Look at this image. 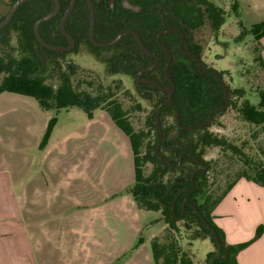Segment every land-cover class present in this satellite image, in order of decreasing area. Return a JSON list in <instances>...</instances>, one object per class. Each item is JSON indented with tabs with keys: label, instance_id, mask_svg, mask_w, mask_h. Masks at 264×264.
<instances>
[{
	"label": "trees",
	"instance_id": "16d2710c",
	"mask_svg": "<svg viewBox=\"0 0 264 264\" xmlns=\"http://www.w3.org/2000/svg\"><path fill=\"white\" fill-rule=\"evenodd\" d=\"M11 1L13 5L17 0ZM60 1L64 5L63 0ZM197 1L181 0L179 5H175L171 0L167 1L165 6L158 4L154 8L132 13L113 10L109 0H94L95 39L107 42L127 29L136 31L145 47L159 59L158 66L146 73L144 78L169 87L168 74L175 84L171 105H163L160 111L163 133L161 142L157 109L169 102L168 93L162 92L155 85L138 83L141 88L139 93L151 102L153 109L144 127L136 130L130 120V111L126 110L113 94L94 95L81 90L79 84L75 85L73 80L76 67L69 64L66 69H62L59 60L72 53V50L59 52L41 47L34 33V25L38 19L52 11V0L25 2L10 23L0 28V41L4 46L10 43L7 36L10 27H14L20 34L16 49L7 53L0 50V94L12 93L32 98L42 110L55 114L49 122L42 148L47 145L50 133L57 123L56 115L71 108L82 110L90 119L97 110L106 112L130 139L134 155L135 182L126 192L133 197L139 210L160 213L166 224L162 234L155 236L149 245L153 264H195L190 250L182 245L183 238L190 244L199 239H209L212 242L214 250L207 255L205 264H238V254L264 233L263 227H260L251 241L230 245L226 243L224 232L214 221L215 208L240 179L264 187V152L263 159L251 162L248 155H243L241 149L227 137L210 130L226 108L232 106V101L227 100L225 90L214 70L204 65L199 67L198 59L202 58L203 47L195 42L193 35L198 27L196 20L200 0ZM208 8L202 13L203 23H206V20L212 22L214 18L217 20L215 24L222 23L223 13L211 6ZM73 16L83 19L82 27L77 31L80 35L71 29V21L67 24V31L77 41L76 48L83 38L91 48L104 49L93 45L89 39L87 5ZM60 17L61 15L42 24L40 34L46 42L64 46L67 39L60 32ZM3 19L0 18V21ZM239 25L241 36L251 35L255 42L261 43L264 37V22L251 28H247L242 22ZM168 29L183 32V43L181 44V34L178 32L166 33L158 41V35ZM163 47L173 56L167 74L169 55ZM110 49L113 50L111 67L116 73L123 70L137 75L139 71L155 63L154 58L140 49L133 35H127ZM261 51H258L254 60L264 72ZM205 70L207 72H204ZM50 80L56 82L51 83ZM258 92V104L254 105L244 99L237 111L245 122L261 127L264 133V87H260ZM231 93L234 96H244L243 89L233 90ZM217 109L220 111L211 124L197 127L209 121ZM214 148L244 156V164L247 167L237 173L236 179L222 192L213 191L209 180L211 169L206 156ZM215 233L219 234L221 244L217 243ZM143 243L144 239L140 237L132 250L114 264H123Z\"/></svg>",
	"mask_w": 264,
	"mask_h": 264
},
{
	"label": "crops",
	"instance_id": "0c3cea01",
	"mask_svg": "<svg viewBox=\"0 0 264 264\" xmlns=\"http://www.w3.org/2000/svg\"><path fill=\"white\" fill-rule=\"evenodd\" d=\"M261 46L264 59V37ZM0 96L32 100L12 93ZM37 104L29 106L39 110ZM53 113H42L44 127ZM72 114L77 125L56 139L51 136L42 168L31 163L22 172L18 166L11 180L0 182V264H114L140 237L144 243L123 264H153L149 245L157 234L150 229L152 212L139 210L126 192L135 182L130 139L104 111L97 110L91 119L85 114L82 120ZM25 205L28 232L18 226L27 216ZM213 216L227 244L253 239L264 229V187L240 179ZM237 261L264 264V233Z\"/></svg>",
	"mask_w": 264,
	"mask_h": 264
},
{
	"label": "rangeland",
	"instance_id": "374dc122",
	"mask_svg": "<svg viewBox=\"0 0 264 264\" xmlns=\"http://www.w3.org/2000/svg\"><path fill=\"white\" fill-rule=\"evenodd\" d=\"M198 6L196 20L198 27L193 33L194 40L203 47L201 58L203 65L220 73L228 89V101H232V106L226 108L210 130L217 135L227 137L241 149L243 155H248L251 162H258L259 159H263L264 133L261 127L245 122L238 114L237 107L244 99H248L254 105L260 101L258 89L264 87V72L254 58L258 51L262 50V46L261 43L255 42L251 35L241 36L239 24L242 22L247 28H251L253 25L263 23L264 0H200ZM210 6L223 13L222 23L215 24L217 23L215 18L212 22L206 20V23H203L204 14L202 13ZM11 7V0H0V18L6 17ZM7 36L10 38L9 44L4 46V43L0 41V50L6 53L17 48L20 34L14 27H10ZM82 40L78 48L75 47L72 53L59 60L62 69H66L69 64L74 65L76 67L73 75L75 85L79 84L81 90L94 95L113 94L123 107L130 111V120L134 128L136 130L143 128L153 108L151 102L139 93L141 88L135 79L136 74L123 70L116 73L111 67V50L93 49L83 38ZM237 89L244 90L243 97L234 96L231 93ZM9 97L0 96V182L3 178L12 179L18 166V170L22 169V172L24 169L28 171L31 163L34 168H42V152L49 144L51 136L56 139L77 125V115L73 118L72 113L77 112L80 115L79 120L86 117L85 113L78 108H73L71 112L61 111L56 115L57 123L50 133L47 145L42 148L43 140L48 133L49 122L55 114L53 113L44 127L46 116L43 114L46 111L32 106L37 104L36 100L26 102L25 98ZM29 103L32 105L29 106ZM35 145L37 150L34 148ZM206 160L210 162L209 180L213 191L222 192L230 182L236 179L237 173L247 169L244 156L240 157L219 148L211 149ZM19 161H21L20 164ZM24 209L27 216L18 226H23L28 232V205H25ZM151 215L150 229L157 235L162 234L166 224L161 214L152 212ZM5 242L8 247V241L5 240ZM182 245L190 250L195 264H205L207 255L214 250L209 239H199L190 244L183 238ZM48 264L61 263L58 260H49Z\"/></svg>",
	"mask_w": 264,
	"mask_h": 264
},
{
	"label": "water",
	"instance_id": "95a60500",
	"mask_svg": "<svg viewBox=\"0 0 264 264\" xmlns=\"http://www.w3.org/2000/svg\"><path fill=\"white\" fill-rule=\"evenodd\" d=\"M29 0H17L11 7V9L9 10L8 14L6 15V17L0 21V28H4L6 27L10 21L12 20V18L14 17V15L16 14L17 10L25 3ZM54 3H55V7H54V10L48 14L47 16L39 19L36 24H35V27H34V33H35V36L38 40V42L40 43L41 47L42 48H46V49H49V50H52V51H59V52H65V51H71L72 49L75 48V40L69 35V33L66 31V26H65V22L67 20V18L69 17L70 13H71V10L73 8V5L75 3V0H72L71 2V5L67 11V13L62 17L61 21H60V25H59V28H60V32L62 33L63 36H65L69 41H70V44L68 46H59V45H53V44H50L48 42H46L41 34H40V25L41 23L43 22H46V21H49L51 20L52 18H54L58 12H59V9H60V3H59V0H53ZM87 1V4H88V9H89V15H90V25H89V39L91 41V43L97 47H111V46H114L116 45L117 43H119L124 37H126L127 35H133L135 37V39L137 40L138 42V45L140 47V49L148 56L152 57L155 59V63L153 65H151L150 67L146 68V69H143L141 70L140 72H138V74L136 75L135 79L138 83H142V84H151V85H155L156 87H158L162 92H165V93H168V96H169V102H166L164 104H162L158 109H157V123H158V127H159V140L161 142L162 140V129H161V125H160V111H161V108L163 105H171L172 103V97H173V94L175 92V84L173 82V80L168 76V70L170 68V65L172 63V59H173V56L171 54V52L166 48V47H163V49L168 53L169 55V59H168V62H167V65H166V74H167V77L170 81V86L169 87H164L162 86L161 84L157 83L156 81H153V80H150V79H146V78H143L142 75L143 74H146L152 70H154L158 64H159V59L158 57L151 53L146 47L145 45L143 44L142 40H141V37L139 36V34L132 30V29H127L125 31H123L122 33H120L115 39L111 40V41H107V42H99L95 39L94 37V30H95V11H94V6H93V2L92 0H86ZM180 33L181 34V44L183 43V40H184V33L181 32L180 30H173V29H168V30H165V31H162L159 35H158V41L160 40L161 36L166 34V33ZM186 54L192 56V57H195L194 55L188 53L187 51H185ZM199 61V67L201 68L202 65H203V62H202V59L199 58L198 59ZM204 72H207V70H205ZM214 73L218 76V79L220 81V83L222 84L224 90H225V93H226V98L228 100V89L227 87L225 86L223 80L221 79V77L219 76V72L217 70L214 69ZM226 107H222V109H225ZM220 111V109H217L215 111V113L213 114V116L211 117V119L209 121H207L206 123L202 124V125H198L197 127H201V126H206V125H209L211 124V122L214 120L216 114ZM179 120V119H178ZM215 238H216V241L218 244H221V239H220V236L218 233H215Z\"/></svg>",
	"mask_w": 264,
	"mask_h": 264
},
{
	"label": "flooded vegetation",
	"instance_id": "af4514ba",
	"mask_svg": "<svg viewBox=\"0 0 264 264\" xmlns=\"http://www.w3.org/2000/svg\"><path fill=\"white\" fill-rule=\"evenodd\" d=\"M53 1V0H52ZM95 1H98V0H95ZM167 1L171 2V0H109V5L110 7L113 9V10H118V11H121V10H126V11H130L132 13H139L147 8H154L155 6H157L158 4H162V6H165V4L167 3ZM180 1L181 0H173L174 4L175 5H179L180 4ZM71 2L72 0H63V3L64 5L61 3V1L59 0V3H60V9H59V12L58 14L54 17H58L59 15H61L60 19H59V25H60V21L62 19V17L67 13L70 5H71ZM93 2V6H94V11H95V24H96V9H95V4H94V0H92ZM53 9L52 11L54 10V7H55V3L53 1ZM87 5V8H88V4H87V1L86 0H75V3L73 5V8L71 10V13L69 15V17L67 18L66 22H65V26H66V31H67V24L69 21L70 22V27L71 29L74 30L75 33H77V35H80L79 31L80 30V27H82V24H83V19L82 18H75V16H73V14L75 12H80L82 11V9H84V6ZM51 11V12H52ZM89 11V9H88ZM50 12V13H51ZM49 13V14H50ZM48 15V14H47ZM46 15V16H47ZM45 17V16H44ZM5 18V17H4ZM43 18V17H42ZM52 18V19H54ZM41 19V18H40ZM51 19V20H52ZM39 20V19H38ZM37 20V21H38ZM36 21V22H37ZM50 21V20H49ZM35 22V24H36ZM48 22V21H46ZM45 22L41 23L44 24ZM40 25V26H41ZM89 25H90V15H89ZM35 27V25H34ZM68 32V31H67ZM69 33V32H68ZM69 35L75 40V47L77 46V41L76 39L69 33ZM65 37V36H64ZM67 39V38H66ZM158 40V39H157ZM70 44V41L67 39V43L66 45L64 46H68ZM112 47V46H111ZM111 47H100V48H104V50H111L112 51V55H113V50L110 49ZM211 70H214L213 68H211ZM140 72V71H139ZM214 72V71H213ZM138 74V73H137ZM144 75H142V77L144 78ZM219 76L221 77L220 73H219ZM218 78V76H217ZM222 79V77H221ZM220 82V81H219ZM222 85V84H221Z\"/></svg>",
	"mask_w": 264,
	"mask_h": 264
}]
</instances>
